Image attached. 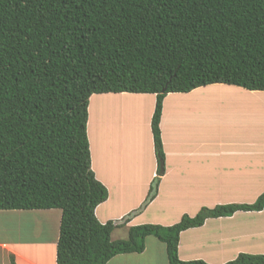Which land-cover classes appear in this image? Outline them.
<instances>
[{"label":"trees","instance_id":"obj_1","mask_svg":"<svg viewBox=\"0 0 264 264\" xmlns=\"http://www.w3.org/2000/svg\"><path fill=\"white\" fill-rule=\"evenodd\" d=\"M212 83L264 89V0H0V209H60L56 264H106L144 251L149 235L165 243L169 264H211L181 259L180 233L260 211L264 192L112 239L155 198L160 173L139 208L102 223L95 209L108 188L92 170L87 125L93 93H155L151 128L163 163L164 97ZM223 264H264V254Z\"/></svg>","mask_w":264,"mask_h":264},{"label":"crops","instance_id":"obj_2","mask_svg":"<svg viewBox=\"0 0 264 264\" xmlns=\"http://www.w3.org/2000/svg\"><path fill=\"white\" fill-rule=\"evenodd\" d=\"M231 98L244 103L230 107L227 100ZM155 103L156 94L151 92H102L90 96L87 132L91 166L96 178L108 188V198L95 209L102 223L122 219L139 208L158 173L155 198L132 215L126 225L115 229L128 231L144 223L172 225L185 213L196 215L203 206L252 204L258 199L264 192V89L212 83L188 92L167 93L160 120L163 163L157 157L151 128ZM97 111L101 114L97 115ZM115 148L122 151L119 164L132 166L116 170ZM59 210L15 209L14 213L51 215L56 211L60 223ZM48 242L0 243V249L3 255L5 251L14 253L17 264H43L40 251L31 254L30 249L26 254L22 247H45ZM240 252L264 254V208L210 217L203 225L180 233L178 254L183 260L223 264ZM106 264L169 261L165 243L149 235L144 251L118 254Z\"/></svg>","mask_w":264,"mask_h":264},{"label":"rangeland","instance_id":"obj_3","mask_svg":"<svg viewBox=\"0 0 264 264\" xmlns=\"http://www.w3.org/2000/svg\"><path fill=\"white\" fill-rule=\"evenodd\" d=\"M213 95H215V93H213ZM243 103L244 101L236 98L227 100V105L230 107L235 106L234 104L240 106ZM262 105L264 107V103H262ZM100 114L101 113L97 111V115ZM165 130L168 131L170 128L165 127ZM115 150L116 155L114 158L118 167L116 170H125L129 167L128 165L132 166L131 164H128L126 167L123 164H119V162H122V151H120V148H115ZM119 153L121 155H119ZM14 212L16 211L12 209H0V243H6L8 245H21L28 242H37L42 240L49 241L48 246L41 247L36 244L33 246L22 247V250L26 254L30 249L32 250L31 254H34V252L38 250L40 251V257L43 259V264H56L55 254L57 236L59 234V222L56 218V211H54L55 213H52L51 215H26ZM115 228L111 234L112 239L128 237V231H125L123 228ZM1 250L2 249H0V264H11L9 254L5 251V254L3 255Z\"/></svg>","mask_w":264,"mask_h":264},{"label":"water","instance_id":"obj_4","mask_svg":"<svg viewBox=\"0 0 264 264\" xmlns=\"http://www.w3.org/2000/svg\"><path fill=\"white\" fill-rule=\"evenodd\" d=\"M163 171V165L161 164V172Z\"/></svg>","mask_w":264,"mask_h":264}]
</instances>
